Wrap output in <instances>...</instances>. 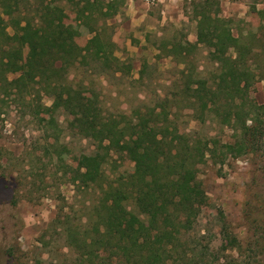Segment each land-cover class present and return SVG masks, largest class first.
<instances>
[{"label":"rangeland","instance_id":"rangeland-1","mask_svg":"<svg viewBox=\"0 0 264 264\" xmlns=\"http://www.w3.org/2000/svg\"><path fill=\"white\" fill-rule=\"evenodd\" d=\"M103 1L118 2L106 35L115 42V55L123 65L119 72L103 73L91 61L69 71L71 83L89 88L81 115L127 126L133 122L143 129L155 124V118L148 117L152 110L166 109L169 117L177 118L182 143L191 138L208 140L207 163L199 167L194 181L207 201L187 236L197 247L199 239L206 243L228 231L240 244L239 249L215 251L216 257L209 254L207 264H264V150L216 162L212 156L221 152L223 144L234 142L237 133L211 113L206 123H200L180 102L179 94L187 73L211 79L217 71L210 49L205 44L195 46L196 14L207 10L219 19L212 26L234 40L242 35L246 42L248 35L257 34L248 65L258 62L260 76L250 88L249 101L264 106V0ZM55 5L63 9V25L72 28L81 46L86 45L92 34L74 7L65 2ZM9 31L13 33L12 28ZM186 43L188 55L171 52L175 45ZM228 54L238 55L234 48ZM41 102L49 108L53 100L43 95ZM29 103H34L29 97L7 100L0 110V264H96L100 251L81 254L69 246L68 232L87 227L89 213L101 196L99 186L133 175L135 161L127 151L107 147L108 141L85 137L79 131V116L59 111L54 114L59 125L54 129L30 114ZM146 114L148 120L141 121ZM85 157L105 160L101 176L81 188L70 179L79 169L88 172L86 165L80 167ZM67 217L69 228L63 225ZM223 243L230 249L233 242ZM195 249L192 255L199 260L200 250Z\"/></svg>","mask_w":264,"mask_h":264},{"label":"trees","instance_id":"trees-1","mask_svg":"<svg viewBox=\"0 0 264 264\" xmlns=\"http://www.w3.org/2000/svg\"><path fill=\"white\" fill-rule=\"evenodd\" d=\"M56 2L72 5L83 25L89 28L92 37L86 45L81 46L72 28L63 25V9ZM117 3L0 0V110L7 100L29 97L34 102L28 104L30 114L41 123L57 129L54 114L61 110L79 116V131L85 137L108 141L107 147L127 151L135 161L133 175L99 186L101 196L89 213L87 227L80 233L68 230L69 246L77 247L81 254L84 250L100 251L102 255L96 264H207L209 254L216 257L215 251L217 254L240 248L228 231L209 237L206 243L199 239L197 247L187 236L207 201L202 192L198 193L199 184L194 181L199 167L207 163L208 140L191 138L188 144L182 143L177 118L169 117L166 109L160 113L152 110L148 117L155 118V124L143 129L133 122L127 126L114 119L96 121L91 115H81L89 88L84 83L74 85L69 81L71 69L89 66L91 61L99 64L103 73L121 70L123 64L115 55L116 44L106 35L108 20L118 12ZM196 19L195 46L205 44L210 49L217 71L209 79L194 77L184 70L180 102L200 123H206V116L211 113L237 133L234 142L223 144L221 152L212 156L216 162L262 152L264 106L249 101L250 88L260 76L258 62L250 60L252 64L248 65L257 34L248 35L246 42L242 35L234 40L212 26L219 19L207 10L198 11ZM187 45H175L171 52L188 55ZM231 48L237 51L236 58L228 54ZM43 95L51 97L52 107L42 104ZM50 112L51 117L43 116ZM144 117L140 120L147 121V114ZM96 160L83 158L80 167L83 164L89 170H77L71 182L80 183L81 188L95 182L101 176L100 166L105 159ZM69 224L67 217L63 225L69 228ZM224 240L233 242L230 249ZM195 248L200 250L199 260L192 255ZM8 254L13 256L10 250ZM82 262L85 261L74 264H85Z\"/></svg>","mask_w":264,"mask_h":264}]
</instances>
